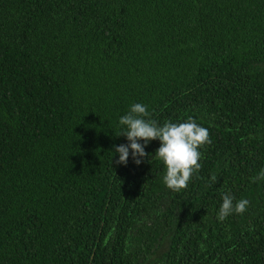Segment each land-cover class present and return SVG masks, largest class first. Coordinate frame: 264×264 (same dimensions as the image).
I'll return each instance as SVG.
<instances>
[{
	"label": "trees",
	"instance_id": "obj_1",
	"mask_svg": "<svg viewBox=\"0 0 264 264\" xmlns=\"http://www.w3.org/2000/svg\"><path fill=\"white\" fill-rule=\"evenodd\" d=\"M134 103L210 130L185 189L116 163ZM261 169L264 0H0V264H264Z\"/></svg>",
	"mask_w": 264,
	"mask_h": 264
},
{
	"label": "clouds",
	"instance_id": "obj_2",
	"mask_svg": "<svg viewBox=\"0 0 264 264\" xmlns=\"http://www.w3.org/2000/svg\"><path fill=\"white\" fill-rule=\"evenodd\" d=\"M119 124L124 127L118 136H125L129 143L114 146L115 153L119 154L116 163L126 166L130 152L136 165L155 157L165 165L164 184L176 192L185 189L200 171L203 159L200 149L212 142L210 130L194 118L188 117L182 122L168 120L161 125L151 118L148 106L143 103L132 104L127 114L120 117ZM153 140H159L160 146L155 155L150 156L145 149ZM212 180L215 181L216 177L213 176ZM251 180L253 183L264 181V169ZM222 201L218 212L220 221L232 214L242 215L250 206L248 199L236 200L231 193H222Z\"/></svg>",
	"mask_w": 264,
	"mask_h": 264
}]
</instances>
